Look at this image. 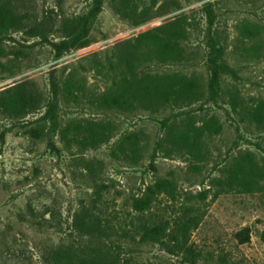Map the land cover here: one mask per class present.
Returning <instances> with one entry per match:
<instances>
[{"label": "rangeland", "instance_id": "rangeland-1", "mask_svg": "<svg viewBox=\"0 0 264 264\" xmlns=\"http://www.w3.org/2000/svg\"><path fill=\"white\" fill-rule=\"evenodd\" d=\"M18 1L39 17L50 10L77 16L90 5L89 0ZM178 1L163 15L134 25L106 0L87 46L58 60L45 45L26 48L22 58H0L6 67H0V76L6 77L0 88L29 79L47 98L51 69L58 70L62 82L68 75L73 78L83 97L59 101L62 128L72 121L116 126L111 138L96 147L82 145V135L68 146L56 134L52 140L61 150L56 153L47 141L25 135L22 120L0 110V264H56L44 258L49 241L76 255L113 256L116 264H264V130L251 118L254 105L264 99V0H209L216 15L210 33L200 8L204 0ZM181 13L187 28V37L179 39L183 60L137 66L114 57V48L124 40L159 35L156 27ZM244 24L256 27L257 34H242ZM22 42L34 45L33 40ZM6 46L20 47L16 42ZM171 73L200 78L205 96L190 106L166 105L155 112L108 105L118 84L128 95L142 76ZM234 92L241 116L231 104ZM188 118L197 126L212 118L221 123V131L192 137L189 147L168 154L170 126L184 127ZM131 134L145 146L140 155L118 146ZM86 162L96 167L93 174ZM158 177L171 181L173 189L158 195L142 216L129 199L141 196ZM100 183L107 188L98 190ZM28 202L37 213H53L56 226L28 224L21 217ZM189 212L202 218L197 228L184 233L182 221ZM78 213L87 220L97 218L103 227L109 223L111 229L106 236L87 234L74 221ZM145 224L164 232L143 239ZM241 230L250 238L246 243L237 238Z\"/></svg>", "mask_w": 264, "mask_h": 264}, {"label": "trees", "instance_id": "trees-1", "mask_svg": "<svg viewBox=\"0 0 264 264\" xmlns=\"http://www.w3.org/2000/svg\"><path fill=\"white\" fill-rule=\"evenodd\" d=\"M106 0H89L90 5L86 12L77 16H67L65 14H56L53 10L48 13L39 15L29 13L24 6L19 5L18 0H0V58H22L27 55L26 48L35 45H45L50 48L52 58L58 60L71 50H77L87 46L91 41L90 28L103 10ZM138 2L142 3L140 5ZM111 4L115 12L123 19L134 25H140L155 17L161 16L171 4L179 6L178 0H111ZM201 11L207 19V30L210 33L215 22L214 4L209 0H204L201 5ZM33 14V15H32ZM184 13L178 14L172 20L164 21L156 27L159 35H165L163 38L159 35L141 34L136 38L134 43L131 40H124L121 44L114 48L113 55L118 61H130L133 65L140 66L146 62L152 61H181L184 59L179 39L187 37V28H185ZM241 33L249 37L257 34L256 27L244 24ZM20 35V39L15 37ZM34 41V45H27L22 41ZM7 42L17 43L20 47H12L8 49ZM0 67L6 68L0 60ZM0 76V80L5 79ZM32 82L27 80L14 81L11 84L0 88V110L8 114H13L22 120L23 132L32 140L47 141V147L56 153H60V148L52 140V136L59 135L60 139L68 146H71L73 138L83 136L82 145H97L108 141L112 132L116 128L115 124L110 121H93L87 125L72 121L65 127L60 125V117L58 115L59 101L74 100L78 101L83 97L79 86L68 75L64 82L60 80L58 70L53 68L49 71V89L50 96L43 97L34 87ZM77 87V88H75ZM74 88V89H73ZM122 84H118L115 89L107 97L108 105L121 107L122 109H131L141 107L150 111H158L161 107L170 106H190L201 100L205 94V85L200 78L189 77L180 73L162 74L152 76L144 75L141 79L134 83L129 89L131 93L123 94L127 91ZM233 110L241 116V105L238 100V94L230 95ZM32 119H27L28 116ZM243 119V117H241ZM252 121L256 126L264 130V99L258 101L254 105L251 112ZM221 123L210 118L201 126H197L192 118H188L184 127H178L175 123L170 126V130L165 136L168 147V154L171 152H181L183 148L189 147V141L192 137L208 135L212 136L221 131ZM118 146L132 152L135 156L142 154L145 148L141 145L135 134L126 136L118 142ZM86 166L90 174L96 171V167L92 162H86ZM156 170V166L152 165ZM102 191L107 187L100 183L97 186ZM173 189L171 181L158 177L154 182L150 183L141 196L130 197L131 207L142 213L147 212L151 203L154 202L158 195L169 192ZM100 192H98L99 194ZM27 213H23L21 217L28 224H36L53 228L54 214L46 216L37 213L35 206L28 202ZM188 219L182 221V230L188 233L190 226L197 228L201 218L190 216V212L186 213ZM86 217L82 213L76 214L75 222L78 227L85 233L90 235L106 236L107 231L111 229L110 224L103 227L97 218L93 220H85ZM143 239L148 240L152 235L158 238L163 234V227L148 228V224L142 225ZM238 240L240 243H246L250 240L244 230L239 231ZM45 246V259L56 264H116L115 257H101L99 253L93 255H84L74 253L67 250L68 246L55 247L54 243L49 241ZM49 249V250H47Z\"/></svg>", "mask_w": 264, "mask_h": 264}]
</instances>
